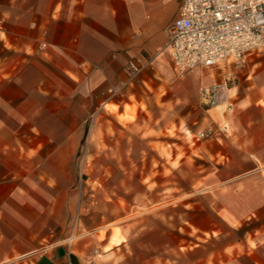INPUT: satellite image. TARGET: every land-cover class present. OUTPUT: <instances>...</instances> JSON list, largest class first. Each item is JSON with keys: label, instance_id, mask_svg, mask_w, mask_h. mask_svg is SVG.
<instances>
[{"label": "crops", "instance_id": "1", "mask_svg": "<svg viewBox=\"0 0 264 264\" xmlns=\"http://www.w3.org/2000/svg\"><path fill=\"white\" fill-rule=\"evenodd\" d=\"M178 4L0 0V264H149L137 250L147 244L139 238L147 225L126 219L100 239L99 225L85 227L79 212L73 217L84 208L75 164L89 119L146 84L161 119L151 138L168 135L162 117L170 103L185 123L189 115L179 110L192 104L193 133L209 123L199 149L212 159V212H264V47L247 54L229 87L232 106L207 108L202 121L195 96L203 67L172 76L171 85L163 74L174 68L166 43ZM129 58L148 64L122 94L109 96L126 79ZM181 126L178 120L176 133L185 136Z\"/></svg>", "mask_w": 264, "mask_h": 264}, {"label": "rangeland", "instance_id": "2", "mask_svg": "<svg viewBox=\"0 0 264 264\" xmlns=\"http://www.w3.org/2000/svg\"><path fill=\"white\" fill-rule=\"evenodd\" d=\"M246 65L199 68L198 119L207 121L206 109L214 107L200 101L199 87L213 79L219 81L227 73L231 75L230 87ZM184 73L172 68V73L163 74L171 85L172 76L180 78ZM229 101L226 90V98L215 106L227 110L232 106ZM156 109L152 86L146 84L124 97L119 106L106 103L89 119L88 134L75 164L76 190H83L84 208H75L73 217L79 212L86 220L85 227L99 225L100 239L107 227L126 219L137 220L138 227L147 225L146 233L143 230L139 237L147 244L137 250L146 255L149 264H264V212H212V159L199 149L201 141L212 133L209 123L193 133L192 104L179 110V114L189 115V123H185L176 117L170 103V114L162 117L168 135L159 132L151 138V127H160ZM178 120L185 136L176 133ZM151 139H163L168 145L161 147Z\"/></svg>", "mask_w": 264, "mask_h": 264}, {"label": "built area", "instance_id": "3", "mask_svg": "<svg viewBox=\"0 0 264 264\" xmlns=\"http://www.w3.org/2000/svg\"><path fill=\"white\" fill-rule=\"evenodd\" d=\"M264 47V0H179L176 17L168 26L166 49L179 72L195 67L239 68L248 53ZM148 62L129 58L126 79L108 89L120 95ZM230 74L201 85L200 101L215 106L226 98Z\"/></svg>", "mask_w": 264, "mask_h": 264}]
</instances>
